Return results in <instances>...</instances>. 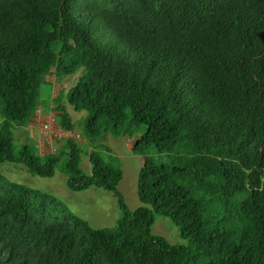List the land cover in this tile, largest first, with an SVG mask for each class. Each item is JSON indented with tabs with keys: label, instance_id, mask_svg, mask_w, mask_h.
I'll list each match as a JSON object with an SVG mask.
<instances>
[{
	"label": "trees",
	"instance_id": "obj_1",
	"mask_svg": "<svg viewBox=\"0 0 264 264\" xmlns=\"http://www.w3.org/2000/svg\"><path fill=\"white\" fill-rule=\"evenodd\" d=\"M75 74L53 97L48 76ZM64 101L86 112V143ZM39 109L55 111L58 150L28 138L15 152L13 129ZM0 118V164L59 169L120 210L94 228L0 171V264H264V0H0ZM109 135L137 136L135 210ZM157 215L187 245L154 236Z\"/></svg>",
	"mask_w": 264,
	"mask_h": 264
},
{
	"label": "rangeland",
	"instance_id": "obj_2",
	"mask_svg": "<svg viewBox=\"0 0 264 264\" xmlns=\"http://www.w3.org/2000/svg\"><path fill=\"white\" fill-rule=\"evenodd\" d=\"M48 80L52 84L50 92L55 97L61 90L67 91L75 83L77 74L63 77L61 81H55L53 76H48ZM64 103L75 123V138L81 144L86 143L80 132V121L86 112H75L65 101ZM54 115V110L44 113L42 109H39L26 126L15 127L13 129L15 152L28 138L34 141L40 154L46 155L56 152L61 141L60 138L54 137L50 133L53 130H59ZM136 139L137 136L115 138L109 135L106 141L120 159L123 178L118 185V190L122 193L130 210L142 206L137 195V179L142 166V157L132 152ZM155 157L158 158L159 156L155 154ZM81 168L85 173H91L92 167L87 155H82ZM0 171L13 181L57 196L75 214L87 220L94 228L113 227L120 217L117 199L112 192L98 187H90L83 191H72L66 184L67 177L59 169L55 170L52 177H42L28 173L23 165L2 163L0 164ZM151 232L154 236L165 238L171 244L187 245V242L180 237L177 226L170 218L157 215Z\"/></svg>",
	"mask_w": 264,
	"mask_h": 264
},
{
	"label": "built area",
	"instance_id": "obj_3",
	"mask_svg": "<svg viewBox=\"0 0 264 264\" xmlns=\"http://www.w3.org/2000/svg\"><path fill=\"white\" fill-rule=\"evenodd\" d=\"M50 133H51V135H53L54 137H57V138H60L61 136L64 135V133H62V131L60 130V128H59V130H55V131L53 130V132H50Z\"/></svg>",
	"mask_w": 264,
	"mask_h": 264
},
{
	"label": "water",
	"instance_id": "obj_4",
	"mask_svg": "<svg viewBox=\"0 0 264 264\" xmlns=\"http://www.w3.org/2000/svg\"><path fill=\"white\" fill-rule=\"evenodd\" d=\"M102 143H103V144H107L106 141H103Z\"/></svg>",
	"mask_w": 264,
	"mask_h": 264
}]
</instances>
